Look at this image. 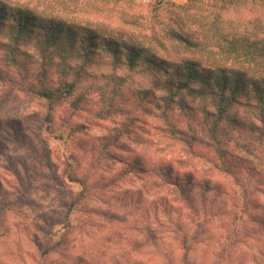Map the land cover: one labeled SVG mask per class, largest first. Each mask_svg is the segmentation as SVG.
Here are the masks:
<instances>
[{"label":"rangeland","instance_id":"obj_1","mask_svg":"<svg viewBox=\"0 0 264 264\" xmlns=\"http://www.w3.org/2000/svg\"><path fill=\"white\" fill-rule=\"evenodd\" d=\"M7 1L171 57L235 66H247L250 59L244 48L227 49V40L202 44L220 0ZM254 1L231 0L222 16L233 21L264 13V0ZM195 16H207L206 27L199 28ZM176 33L200 43L187 46ZM34 59L31 70L38 67ZM91 67L87 84L102 85L101 76L115 74L128 81L119 98L126 111L99 118L100 96L92 91L79 108L61 100L45 120L43 99L0 80V264H264V223L255 218H264V185L256 190L252 181L238 182L185 152L168 136L161 113L134 101L132 91L142 86L139 74L126 75L124 66L107 57ZM58 71L52 66L51 76ZM169 114L187 128L190 121L179 110ZM114 127L128 131L108 148L109 158L97 147ZM96 152L98 162L89 169ZM134 158L143 161L142 169L124 163ZM169 162L180 176H189L190 204L155 170ZM68 171L89 175L85 197L70 210L69 196L81 187Z\"/></svg>","mask_w":264,"mask_h":264},{"label":"trees","instance_id":"obj_2","mask_svg":"<svg viewBox=\"0 0 264 264\" xmlns=\"http://www.w3.org/2000/svg\"><path fill=\"white\" fill-rule=\"evenodd\" d=\"M220 2L219 5L215 3L218 10L212 14V24L207 26L211 35L202 34L201 43L206 45L215 37L227 40V49L231 51L244 48L250 56L247 66L190 55L159 54L102 34L95 28L57 17H42L27 7L0 0V80L13 82L43 99L49 110L45 120L51 119V111L61 100L69 99L73 107L79 108L87 103V92L97 91L101 102L97 115L108 119L127 110L119 98L128 81L115 74L106 80L101 76L102 85L94 81L86 83L94 75L89 71L91 64L107 57L124 66L126 75L142 77V86L132 91L134 101L140 107L151 105L157 109L168 136L183 145L185 152L207 161L238 182L242 179L252 181L253 188L260 190L259 185H264V13L231 21L221 13L228 9L225 5L231 0ZM206 18L195 16L193 20L203 28ZM175 36L187 46L200 43L183 34ZM35 55L38 67L31 70L29 64L33 63ZM52 66L59 68L55 78L50 73ZM173 109L190 121L187 128H180L171 120L169 113ZM126 131L128 127L112 128L103 140L100 139L98 153L110 154L108 148ZM117 145L123 151L127 147ZM97 155L96 152L92 156L95 160H91L89 169L98 162ZM124 163L132 169L141 168L143 161L134 158ZM242 169L246 170L245 175ZM155 170L161 173L164 182L176 187L181 200L191 203L192 182L188 175L180 176L170 162ZM68 175L81 187L76 196H69L70 201L65 206L70 210L85 197L83 190L88 187L89 175L75 176L70 171ZM207 185L209 183L204 185L203 192ZM102 214L108 218L118 217L114 212L102 211ZM255 218L264 223V218ZM48 251V248L44 250ZM183 264L192 263L183 261Z\"/></svg>","mask_w":264,"mask_h":264}]
</instances>
